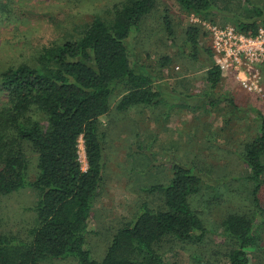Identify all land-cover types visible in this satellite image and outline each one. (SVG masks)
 Wrapping results in <instances>:
<instances>
[{
    "label": "trees",
    "instance_id": "16d2710c",
    "mask_svg": "<svg viewBox=\"0 0 264 264\" xmlns=\"http://www.w3.org/2000/svg\"><path fill=\"white\" fill-rule=\"evenodd\" d=\"M174 1L184 12L205 19L220 9L216 0ZM155 3H115L110 21L95 17L78 37L44 45L31 63L0 70V89L6 96L0 103V195L26 187L39 194L29 240L0 232V264H40L49 258H72L74 264H166L160 251L166 238L197 241L207 232L190 204L191 196L200 190L202 173L194 166L174 163L167 183L149 187L161 193V207L142 204L133 219L115 230L100 260L86 247L92 207L103 180L104 132L99 117L108 112L111 96L120 85L124 88L116 104L120 111L132 105L156 104L161 98L151 74L138 64L131 42L133 32ZM10 10L8 2L0 1V12L8 15ZM247 13L237 14L232 25L246 35H255L264 26V19L257 20L264 13L256 7ZM163 22L172 38L167 13ZM200 30L188 25L185 31L195 51ZM207 52L212 57L210 47ZM221 73L212 61L206 70L211 88L221 80ZM254 117L259 130L245 143L242 158L248 167L245 178L252 184L255 210L230 212L222 219L228 264H251L250 253L262 249L264 210L258 193L264 183V114L256 110ZM79 137L85 169L78 156ZM27 148L35 154L33 180Z\"/></svg>",
    "mask_w": 264,
    "mask_h": 264
},
{
    "label": "rangeland",
    "instance_id": "374dc122",
    "mask_svg": "<svg viewBox=\"0 0 264 264\" xmlns=\"http://www.w3.org/2000/svg\"><path fill=\"white\" fill-rule=\"evenodd\" d=\"M0 1L8 2L11 9L8 15L0 12L2 70L31 63L44 45L78 37L95 17L110 21L113 4L123 0ZM216 2L219 11L207 18L218 25L233 24L237 14H250L247 11L255 7L264 13V0ZM165 13L173 28L172 38L165 30ZM195 16L184 12L174 0H156L132 34L137 62L151 74L161 98L156 104L132 105L120 111L116 108L124 92L120 85L111 96L108 112L99 117L104 132L103 180L86 235V247L96 260L104 255L115 230L133 219L142 204L150 208L163 205L161 193L149 187L167 183L174 163L194 166L202 173L200 190L191 196L190 204L207 232L197 241L166 238L160 248L166 264H228L221 221L230 212L255 210L242 154L245 143L259 130L254 111L264 114V64L252 79L240 72L221 73V80L211 88L206 80V70L214 61L207 52L210 35L200 30L196 51L186 40V27L199 26L192 22ZM251 81L256 87L250 86ZM5 99L0 89V103ZM27 155L33 180L35 154L27 148ZM78 156L85 169L81 137ZM38 196L37 190L28 187L0 195V232L29 240ZM258 197L264 210V183ZM259 242L262 249L250 253L251 264H264V224ZM40 264H74V260L49 258Z\"/></svg>",
    "mask_w": 264,
    "mask_h": 264
},
{
    "label": "built area",
    "instance_id": "2783aa9c",
    "mask_svg": "<svg viewBox=\"0 0 264 264\" xmlns=\"http://www.w3.org/2000/svg\"><path fill=\"white\" fill-rule=\"evenodd\" d=\"M192 22L210 35L214 64L222 73L240 72L251 79L256 76L258 66L264 64V26H260L255 35H246L232 24L218 25L197 16ZM252 85L256 87L254 81Z\"/></svg>",
    "mask_w": 264,
    "mask_h": 264
}]
</instances>
